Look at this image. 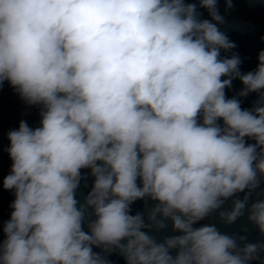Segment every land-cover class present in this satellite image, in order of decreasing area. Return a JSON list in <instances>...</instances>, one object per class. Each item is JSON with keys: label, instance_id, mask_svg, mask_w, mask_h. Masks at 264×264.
I'll return each mask as SVG.
<instances>
[{"label": "clouds", "instance_id": "9594fccd", "mask_svg": "<svg viewBox=\"0 0 264 264\" xmlns=\"http://www.w3.org/2000/svg\"><path fill=\"white\" fill-rule=\"evenodd\" d=\"M218 3L0 0V89L41 117L7 133L0 264H264V240L200 223L264 237V50L241 71Z\"/></svg>", "mask_w": 264, "mask_h": 264}, {"label": "water", "instance_id": "95a60500", "mask_svg": "<svg viewBox=\"0 0 264 264\" xmlns=\"http://www.w3.org/2000/svg\"><path fill=\"white\" fill-rule=\"evenodd\" d=\"M219 11L225 16V25L220 26L222 31H225L229 38L237 44V48L234 49L238 52L241 59V71L247 72L254 70L257 66V56L261 50H264V41L261 37L264 36V3H253L250 0H234L233 8L225 12V5L223 0H219ZM201 18L210 19L205 9H199ZM223 55H230V53H221ZM242 88L239 80L233 81V87L226 90L229 98L234 96ZM257 99V94H250L247 98H242V107L251 108L254 101ZM38 106L26 105L14 90L5 82L2 89H0V239H3L2 224L8 220L12 209L9 207L10 203L14 200V194L10 191L3 189L2 180L10 170L11 161L8 154L4 149L9 145L7 139V133L11 129H16L19 126L21 120H26L30 127L35 128L40 126V115ZM252 142V141H249ZM90 170H82V175L87 179L81 181L80 188L77 190L76 198L80 203L84 202V198L90 191L93 178L88 174ZM261 188L264 189V183L261 184ZM259 192V189L257 190ZM242 198L243 193L238 194ZM257 198L254 193L252 200ZM252 201L250 200V203ZM151 202H149L150 206ZM230 201L226 204V207H230ZM133 214L137 211H145L144 201H137L132 206ZM200 223H215L221 232L232 234L238 232L241 235L248 237V242H257L264 240L261 237L258 230L251 225L245 217L240 218L235 224L227 226L222 224L218 219L211 218L201 221ZM199 226V225H197ZM247 228V231L243 229ZM157 235L159 238L163 235H170L171 228L165 230L162 233H150ZM99 251V249H95ZM109 259L112 264H125L124 259L118 254H112Z\"/></svg>", "mask_w": 264, "mask_h": 264}]
</instances>
